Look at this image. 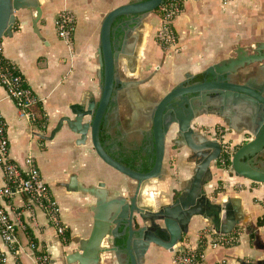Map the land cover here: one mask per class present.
Returning a JSON list of instances; mask_svg holds the SVG:
<instances>
[{
	"label": "crops",
	"instance_id": "crops-1",
	"mask_svg": "<svg viewBox=\"0 0 264 264\" xmlns=\"http://www.w3.org/2000/svg\"><path fill=\"white\" fill-rule=\"evenodd\" d=\"M38 1L41 12L36 23L33 24L34 10L16 11L12 33L0 39V50L17 66L35 94L46 116V125L41 130L31 120L21 116L1 84L0 117L5 123L9 157L19 164L28 155L35 159L57 204L59 220L68 236L66 242L58 236L42 209L32 204L28 196L13 194L7 200V206L20 225L15 226L17 244L13 247L4 243L0 236L5 264H37L35 253L38 251L47 253L51 264H64V254L76 250L79 240L88 237L92 227L90 205L94 199L68 189L65 184L71 176L87 186L104 182L111 197L125 196L135 184L105 164L89 140L76 144L78 135L64 131L49 140L37 135L48 136L59 117L67 114L68 105L76 102L81 95L89 92L98 94L102 81V67L98 59L101 22L107 12L131 0ZM63 9L71 10L75 16L69 43L57 36L54 27V18ZM139 20L140 24L136 26L132 21L125 51L117 61L118 82H123L125 86L117 89V94L114 93L119 96L117 115L122 125L120 129L110 130L103 125L102 131L104 147L117 157L141 149V138L136 131L141 115L148 116L144 119V127L147 140L151 141V105L183 81L187 74L192 77L190 82L199 80L207 66L234 56L238 46L251 49L254 43L264 41V0H229L226 3L223 0H185L182 11L173 21L177 42L176 50L171 51L164 50L155 38L160 25L155 11ZM253 71L257 74L250 76ZM261 71H264L261 63L250 64L242 69L241 75H249L248 81L258 84L263 78L257 76ZM140 80L144 82L135 86L132 84ZM35 111L37 114L38 111ZM225 123L232 127L230 134L237 145L242 130L225 113H209L204 109L193 120L194 129L201 133L204 132L201 128ZM173 129L165 139L162 177L150 182V190H144H152L157 206L173 201L174 192H180L194 167L188 150L173 145ZM211 170L213 177L206 183V192L212 199L221 201L228 196L239 199L237 213L240 222L232 230L238 234V243L216 248L207 246L203 264H217L220 260H225L226 264H264V223H257L264 217V183L237 176L230 168L219 167L216 163L211 165ZM218 182L224 190L215 195L213 190ZM4 184L0 166V187ZM208 227L211 226L206 219L193 216L184 235L195 241L198 232ZM31 241L36 245L35 250L30 248ZM174 257V250L150 244L139 264H176ZM104 262L113 264L109 259Z\"/></svg>",
	"mask_w": 264,
	"mask_h": 264
},
{
	"label": "water",
	"instance_id": "water-1",
	"mask_svg": "<svg viewBox=\"0 0 264 264\" xmlns=\"http://www.w3.org/2000/svg\"><path fill=\"white\" fill-rule=\"evenodd\" d=\"M162 0H131L107 12L101 22L99 64L102 81L98 94H83L68 105V112L59 117L48 136L52 139L65 132L77 134L76 144L90 141L97 156L107 165L134 181L125 196L111 197L105 183L84 185L73 175L66 187L91 196L92 227L87 238L79 240L76 250L64 254V264H139L150 244L173 251L188 231L193 216L207 220L217 233H228L240 222L237 213L239 199L226 197L225 201L212 199L206 192V183L213 177L211 165L216 163L221 144L215 138L195 130L191 123L202 109H225L231 117L245 126L253 138L240 144L230 159V170L252 182L264 183V94L253 88L248 78L243 83L229 80V74L264 59V41L253 44L252 52L238 46L235 55L207 66L200 79L190 82L188 74L150 108L152 166L146 171L131 169L122 164L104 147L100 134L106 113L117 89L124 83L117 78V61L124 53L130 36L131 23L139 25V18L154 12ZM21 9L35 11L33 24L39 19L38 0H0V39L10 36L16 22L15 12ZM264 69V62L261 63ZM250 77V76H248ZM143 80L132 83L134 86ZM243 102L246 108L239 106ZM249 118L250 120H247ZM250 121V123H248ZM251 125V127H249ZM173 129V145L186 148L194 162L190 177L179 194L168 204L144 203L143 193L150 190V182L160 179L167 133ZM232 129V127L229 126ZM152 192V190L150 191ZM233 204V205H232ZM240 264H256L241 262Z\"/></svg>",
	"mask_w": 264,
	"mask_h": 264
},
{
	"label": "built area",
	"instance_id": "built-area-1",
	"mask_svg": "<svg viewBox=\"0 0 264 264\" xmlns=\"http://www.w3.org/2000/svg\"><path fill=\"white\" fill-rule=\"evenodd\" d=\"M184 1L162 0L156 9L160 19V25L156 30L155 38L164 50H176L177 36L173 29V21L182 11ZM228 1L223 0L224 3ZM74 25L75 16L71 10L63 9L54 18V27L57 36L67 43L70 42L72 37ZM21 81H25V79L19 69L17 74H12L11 70L2 67L0 64V84L13 100L20 115L31 120L30 107L33 103L32 90L28 86H21ZM213 137H215L214 134ZM223 138L221 135L217 137L221 144V153L216 164L219 167L227 164L223 168H230V159L235 148L232 144H227ZM8 150L9 143L5 123L0 117V166L5 180V184L0 187V236L2 241L11 247L17 244L14 232L15 226L20 225V221L17 217L12 216L7 206V200L13 194H25L28 196L32 204L42 209L49 224L56 229L57 235L64 240V226L59 220L57 204L51 196L50 189L44 181L35 159L28 155L22 164H19L9 157ZM234 241L238 243V234L236 231L231 230L228 233H217L212 227L203 228L198 232L195 241H192L186 235L182 236L181 240L173 249L175 253L174 260L176 264H203L204 250L207 246L211 248H216L221 245L230 246L234 245ZM30 248L35 250L36 246L33 242H30ZM35 254L37 264H51V258L47 253L38 251ZM0 264H5V255L1 249ZM217 264L226 263L225 260H220Z\"/></svg>",
	"mask_w": 264,
	"mask_h": 264
},
{
	"label": "flooded vegetation",
	"instance_id": "flooded-vegetation-1",
	"mask_svg": "<svg viewBox=\"0 0 264 264\" xmlns=\"http://www.w3.org/2000/svg\"><path fill=\"white\" fill-rule=\"evenodd\" d=\"M247 51L252 52L251 49H247ZM262 52H264V51H262ZM263 62H264V59L262 58L260 63H263ZM252 64H259V62H254ZM244 68H242V69H244ZM242 69H239L237 71V73H234V74L230 73L229 74V80L230 81H233V82L243 83V82H245L247 80V78H249L248 77L249 75L250 76H254L255 74H257L255 71H253L248 76L242 77V75H241ZM257 76L263 77V78H261L262 81L260 80V83H258V84L257 83H251L249 81V84L253 88L263 89V94H264V71H261V73H258ZM117 88L118 87H116V90H117ZM116 94H117V92H116ZM118 98H119V96L116 95L115 98L113 99L112 103L109 106V110L107 111L106 117H105V120H104V126H106V128L109 129V130L110 129H120V127L122 125L121 122L118 120V115H117V113L119 111V101H118ZM239 106L242 107V110H244V108H246L245 105L243 104V102H240ZM203 111H204V109H202L200 111H197V114L194 117V119L199 115L200 112H203ZM208 111H209V113H211V112H213V113H217V112L225 113L228 117H230V119H231V116H232L231 115V112L226 111L224 108L221 109V110L220 109H217V108H213V109H208ZM146 118H148L147 115L146 116H142L141 115L138 118V120H137V130L136 131H137V135L141 138V141L139 142L140 143V148H141V153L143 155H146V154L150 155L151 160H152L153 157L151 155V141L147 140V134H146V130H145V127H144V119H146ZM247 120H250V119L247 118ZM228 121H229V119H228ZM248 123H250V121H248ZM225 124H220V128H217V129L215 128V126L217 127V125H215V126H213V130L214 129L219 130V132L217 134L220 133L219 136L221 135L222 137H224L225 134L231 132V128H229L227 126L228 124H226V125ZM236 124H237L238 129L242 130L241 139L238 142V144L236 145V148H237L240 144L251 140L253 138V136H252V134L248 130H245V127H244L245 125L244 124H242L239 121ZM191 125L194 128L193 121H192ZM249 127H251V125H249ZM203 129L204 128H201L202 131H204ZM204 134L206 136H209L206 133H204ZM213 134L216 136V132H213ZM212 138L217 139L216 137H212ZM115 156L117 157V155H115Z\"/></svg>",
	"mask_w": 264,
	"mask_h": 264
},
{
	"label": "trees",
	"instance_id": "trees-1",
	"mask_svg": "<svg viewBox=\"0 0 264 264\" xmlns=\"http://www.w3.org/2000/svg\"><path fill=\"white\" fill-rule=\"evenodd\" d=\"M155 12L157 13V10H155ZM0 64L2 67H5V68H8L9 70H11L12 74H17L18 68H16V66H14V64L11 63L8 59H6L3 55L0 56ZM20 85L23 87L28 86L26 81H21ZM32 97H33V103H32V106L30 107L31 121L38 128L43 130L45 128V125H46V116H45L44 112H42V110L40 109L39 101L37 100V98L33 92H32ZM35 110L38 111L37 114H35V112H36ZM102 131H104V127H102V129H101V136H100L101 141H104V136L102 134L103 133ZM116 159L119 160L122 164L130 167L131 169L139 170L142 172L148 171L152 166V160H151L150 155H148V154L143 155L141 153V149H139V148L134 149L132 152L122 153L119 157H116ZM226 166H227V164L224 165L223 167H226ZM223 190L224 189L222 187H220V182H218V186L216 188H214L213 193L216 195L218 192H221ZM178 194H179V192H174L173 199H175ZM257 223L263 224L264 223V217L257 220ZM63 236H64V239L66 242V238L68 236V233H67L65 228H64ZM31 242L34 243V241H31ZM233 244L234 245L237 244V241H234Z\"/></svg>",
	"mask_w": 264,
	"mask_h": 264
},
{
	"label": "rangeland",
	"instance_id": "rangeland-1",
	"mask_svg": "<svg viewBox=\"0 0 264 264\" xmlns=\"http://www.w3.org/2000/svg\"><path fill=\"white\" fill-rule=\"evenodd\" d=\"M197 127V126H196ZM215 128L217 129V128H220V125H217V127L215 126ZM211 129V130H210ZM216 129H214L213 130V126L211 127V128H206V129H204V133H206L207 135H209V136H212L213 137V132H216V138L219 136L217 133L219 132V130H216ZM218 135V136H217ZM219 139V138H218ZM226 142H227V144H232L233 146H234V148H236V144L234 143V139H233V136H231V134H230V132L229 133H227V134H225V136H224V138H223Z\"/></svg>",
	"mask_w": 264,
	"mask_h": 264
},
{
	"label": "bare ground",
	"instance_id": "bare-ground-1",
	"mask_svg": "<svg viewBox=\"0 0 264 264\" xmlns=\"http://www.w3.org/2000/svg\"><path fill=\"white\" fill-rule=\"evenodd\" d=\"M143 198H144V203L147 204V205H152L153 204V196H152V193L151 192H146L144 191L143 193Z\"/></svg>",
	"mask_w": 264,
	"mask_h": 264
}]
</instances>
